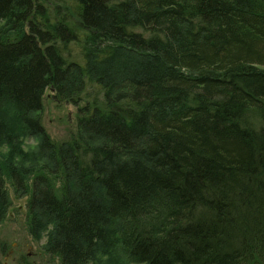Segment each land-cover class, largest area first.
<instances>
[{
  "label": "trees",
  "instance_id": "16d2710c",
  "mask_svg": "<svg viewBox=\"0 0 264 264\" xmlns=\"http://www.w3.org/2000/svg\"><path fill=\"white\" fill-rule=\"evenodd\" d=\"M12 195L61 264H264V0H0V225Z\"/></svg>",
  "mask_w": 264,
  "mask_h": 264
},
{
  "label": "rangeland",
  "instance_id": "374dc122",
  "mask_svg": "<svg viewBox=\"0 0 264 264\" xmlns=\"http://www.w3.org/2000/svg\"><path fill=\"white\" fill-rule=\"evenodd\" d=\"M75 55L79 53L77 47H72ZM54 92L48 89L43 99L41 125L46 133L56 142H63L76 132L77 108L71 104L58 102L53 98ZM24 149L32 150L37 140L28 137L24 141ZM13 207L7 220L0 225V262L2 264H61L57 258H52L44 251L46 238L36 241L27 231L26 205L27 198L16 199L12 195ZM123 262L129 257L118 250ZM99 264V263H96ZM128 264H136L130 262Z\"/></svg>",
  "mask_w": 264,
  "mask_h": 264
}]
</instances>
